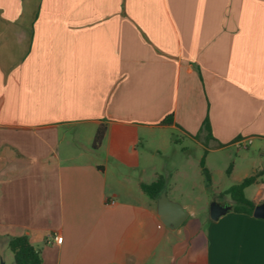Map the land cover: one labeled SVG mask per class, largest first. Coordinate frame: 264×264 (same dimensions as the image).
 Wrapping results in <instances>:
<instances>
[{"label":"crops","instance_id":"obj_1","mask_svg":"<svg viewBox=\"0 0 264 264\" xmlns=\"http://www.w3.org/2000/svg\"><path fill=\"white\" fill-rule=\"evenodd\" d=\"M165 137L202 153L203 191L257 175L252 213L221 195L216 221L210 204L164 227L140 184L177 201L146 148ZM260 205L264 0H0V262L25 236L41 264H264Z\"/></svg>","mask_w":264,"mask_h":264},{"label":"rangeland","instance_id":"obj_2","mask_svg":"<svg viewBox=\"0 0 264 264\" xmlns=\"http://www.w3.org/2000/svg\"><path fill=\"white\" fill-rule=\"evenodd\" d=\"M159 138L161 140L162 137ZM169 139L172 138L170 137ZM163 140H165V143L163 141L162 145L148 143V147L146 148H150L149 150L151 151L159 150L155 152V155L160 160L158 166L163 168L164 171L172 172L173 174L179 173L180 176L176 178L180 180L181 191L179 193L170 192V195L176 198L175 200L177 201L175 202L181 204L186 210L200 209L202 206L209 208L213 200L221 202L222 198L220 196L222 193L218 194L214 190L208 191L207 189L203 191L200 188V182L195 181L194 172L199 169V160H201L202 153L199 152L198 154L196 148L187 140L181 141L179 138L177 143H173L172 141L166 142V137ZM157 146H160V148L157 149ZM238 154L240 153L233 149L232 157L235 158ZM185 175L187 177L186 180ZM183 177L184 179H182Z\"/></svg>","mask_w":264,"mask_h":264},{"label":"trees","instance_id":"obj_3","mask_svg":"<svg viewBox=\"0 0 264 264\" xmlns=\"http://www.w3.org/2000/svg\"><path fill=\"white\" fill-rule=\"evenodd\" d=\"M171 122L170 117H166L162 124H169ZM202 129L208 130V120L205 119L202 124ZM105 126L101 125L95 134L93 140V148H97L104 136ZM200 166L202 169V174L206 180V183H210V177L208 171L204 168L203 159L200 160ZM257 175L243 179L239 184L233 185L224 191L222 196H229L233 201V211L251 214L254 205L244 197L245 188L249 187L256 181ZM165 179L160 176L156 182L147 185L140 184L142 192L148 195L150 198L155 199L158 197L161 190L164 188ZM8 248L13 255L14 264H41V259L39 254L30 245L28 239L25 236L12 237L8 240Z\"/></svg>","mask_w":264,"mask_h":264},{"label":"water","instance_id":"obj_4","mask_svg":"<svg viewBox=\"0 0 264 264\" xmlns=\"http://www.w3.org/2000/svg\"><path fill=\"white\" fill-rule=\"evenodd\" d=\"M157 216L160 222L170 230H175L182 225L188 217V212L179 203L168 199L165 191L162 189L156 198ZM229 210L228 206H220L213 202L210 207V218L216 221L221 215ZM254 216L264 218V205L255 208ZM0 264H5L3 261Z\"/></svg>","mask_w":264,"mask_h":264},{"label":"built area","instance_id":"obj_5","mask_svg":"<svg viewBox=\"0 0 264 264\" xmlns=\"http://www.w3.org/2000/svg\"><path fill=\"white\" fill-rule=\"evenodd\" d=\"M252 144V140L251 139H246V140H239L237 142V147L239 149H247L250 145ZM54 241L57 244H61L62 243V237H54Z\"/></svg>","mask_w":264,"mask_h":264}]
</instances>
